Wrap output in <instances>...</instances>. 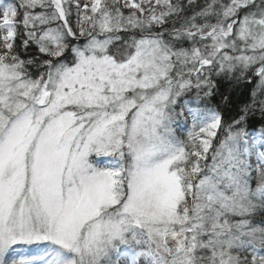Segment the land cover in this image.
I'll return each mask as SVG.
<instances>
[{"label":"snow or ice","instance_id":"obj_1","mask_svg":"<svg viewBox=\"0 0 264 264\" xmlns=\"http://www.w3.org/2000/svg\"><path fill=\"white\" fill-rule=\"evenodd\" d=\"M0 264H264V0H0Z\"/></svg>","mask_w":264,"mask_h":264},{"label":"rangeland","instance_id":"obj_2","mask_svg":"<svg viewBox=\"0 0 264 264\" xmlns=\"http://www.w3.org/2000/svg\"><path fill=\"white\" fill-rule=\"evenodd\" d=\"M185 115L187 116V113H185Z\"/></svg>","mask_w":264,"mask_h":264}]
</instances>
